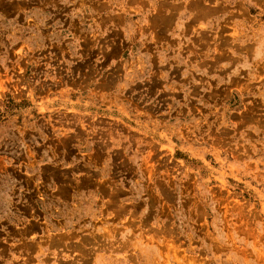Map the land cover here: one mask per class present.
Segmentation results:
<instances>
[{"label": "rangeland", "instance_id": "374dc122", "mask_svg": "<svg viewBox=\"0 0 264 264\" xmlns=\"http://www.w3.org/2000/svg\"><path fill=\"white\" fill-rule=\"evenodd\" d=\"M0 264H264V0H0Z\"/></svg>", "mask_w": 264, "mask_h": 264}]
</instances>
